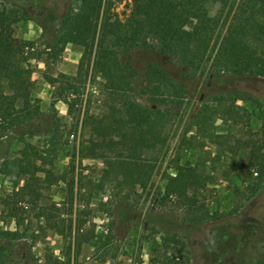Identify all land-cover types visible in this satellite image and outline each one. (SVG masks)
<instances>
[{
    "label": "trees",
    "instance_id": "obj_1",
    "mask_svg": "<svg viewBox=\"0 0 264 264\" xmlns=\"http://www.w3.org/2000/svg\"><path fill=\"white\" fill-rule=\"evenodd\" d=\"M0 1V176L23 182L2 200L1 219H13L16 229L0 227V264H33L32 249L48 230L62 236L72 233V218L61 216L68 201L72 209L76 185L82 182L80 176L76 182L81 165H76V158L80 163L83 159L104 162L96 187L112 182L133 191L147 187L157 161L147 155L166 146V127L178 115L169 106L182 105L187 95L183 80L175 79L156 57L185 69V76L196 74L214 53L220 16L209 15L208 0H134L125 22L113 11L112 0ZM36 18L42 20L41 49L35 41L16 36L19 22ZM193 18L196 28L190 32L186 25ZM69 44L84 48L77 74H51L50 61H57ZM136 55L146 64L137 66ZM262 59L264 7L244 4L231 17L212 68L219 78L264 77V72H258ZM31 60L45 64L43 77L53 87L47 113L31 93L34 69L27 65ZM89 77L100 79L97 90L104 96L106 111H86L82 127L88 129L89 136L69 146L63 141V119L56 104H66L69 117L76 119ZM230 94L236 100L244 97ZM194 118L201 134L206 111L199 110ZM75 125L77 129L78 123ZM17 144L21 145L18 149ZM250 147L252 158L264 165V144L252 143ZM64 157L69 162L59 169L58 162ZM175 171L165 186V198L182 200L191 221L203 222L195 205L208 175L197 166L179 163ZM60 182L66 184L67 199L61 206L47 203L45 193ZM22 222L26 226L22 227Z\"/></svg>",
    "mask_w": 264,
    "mask_h": 264
},
{
    "label": "rangeland",
    "instance_id": "obj_2",
    "mask_svg": "<svg viewBox=\"0 0 264 264\" xmlns=\"http://www.w3.org/2000/svg\"><path fill=\"white\" fill-rule=\"evenodd\" d=\"M112 1L119 20L127 21L134 0ZM244 4L249 8L264 7V0L207 1L209 15L220 16V24L212 44L214 53L196 74L185 76V69L156 57L175 79L183 80L187 95L182 105L169 106L178 115L166 127V146L161 152L147 155L157 160L147 187L133 191L123 189L117 182L96 187L104 162L83 159L80 163L76 158V165L81 164L76 182L79 176L82 182L76 185L72 209L68 201L61 216L65 220L72 218V233L62 236L48 230L47 236L32 249L33 264H264V165L253 159L250 152L252 143L264 144V77L219 78L212 68L229 21ZM1 5L2 1L0 8ZM196 23V19H190L186 29L194 31ZM41 25V19L22 20L16 25V36L35 41L41 49ZM83 53V47L69 44L57 61H50L49 72L55 76L58 73L75 76ZM135 63L139 67L146 64L140 55L135 56ZM27 65L34 69L32 96L47 113L53 87L43 77L46 66L37 60ZM258 72H264V59ZM99 82L100 79L89 77L76 119L69 117L66 104H56L63 119V141H68L69 146L78 145L89 136L88 129L82 127L86 111L94 114L106 111L104 96L97 90ZM230 93L244 97L236 100ZM199 110L207 114L201 134L197 133L194 118ZM20 146L17 144L15 148ZM68 162V158H62L59 169ZM177 163L197 166L208 175L195 205L197 215L204 218L201 223L191 221L182 200L164 196L166 184L176 175ZM22 185L18 179L0 176V227L5 230H15L16 224L13 219L2 221V200ZM45 194L47 203L61 206L67 199L66 184L60 182ZM21 225L26 226V222Z\"/></svg>",
    "mask_w": 264,
    "mask_h": 264
}]
</instances>
